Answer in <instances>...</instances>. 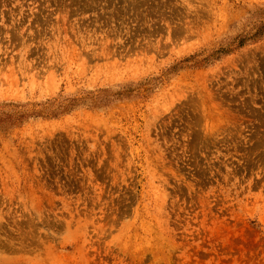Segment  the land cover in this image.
<instances>
[{
    "label": "rangeland",
    "instance_id": "374dc122",
    "mask_svg": "<svg viewBox=\"0 0 264 264\" xmlns=\"http://www.w3.org/2000/svg\"><path fill=\"white\" fill-rule=\"evenodd\" d=\"M261 23L264 0H0V264H264Z\"/></svg>",
    "mask_w": 264,
    "mask_h": 264
},
{
    "label": "trees",
    "instance_id": "16d2710c",
    "mask_svg": "<svg viewBox=\"0 0 264 264\" xmlns=\"http://www.w3.org/2000/svg\"><path fill=\"white\" fill-rule=\"evenodd\" d=\"M263 33H264V23H261V24L258 26L256 32H255L250 38H252V37H261V36L263 35ZM246 39H247V37H245V36L242 37V38L240 39L239 45L244 44V42L246 41ZM221 50H222V49H221ZM221 50H219L218 52H223V51H221ZM218 52H217V53H218Z\"/></svg>",
    "mask_w": 264,
    "mask_h": 264
}]
</instances>
